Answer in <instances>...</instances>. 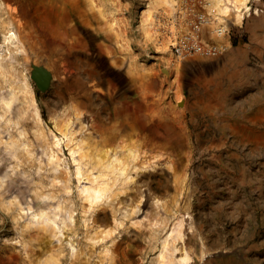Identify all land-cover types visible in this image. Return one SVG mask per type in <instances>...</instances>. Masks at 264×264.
Returning a JSON list of instances; mask_svg holds the SVG:
<instances>
[{"label":"rangeland","instance_id":"1","mask_svg":"<svg viewBox=\"0 0 264 264\" xmlns=\"http://www.w3.org/2000/svg\"><path fill=\"white\" fill-rule=\"evenodd\" d=\"M147 1L0 0V264H264V0L221 39L205 0Z\"/></svg>","mask_w":264,"mask_h":264},{"label":"bare ground","instance_id":"2","mask_svg":"<svg viewBox=\"0 0 264 264\" xmlns=\"http://www.w3.org/2000/svg\"><path fill=\"white\" fill-rule=\"evenodd\" d=\"M158 0H148L146 9L148 10L157 2ZM172 1V0H171ZM206 1V12L205 15H201L202 20L206 19L211 24V28L214 33L218 36V38H222L223 33L225 31V17L233 18L234 22L237 24H240L249 14L250 6L249 2L250 0H205ZM201 19V18H200ZM207 22V21H205ZM203 23V21H202ZM208 23V22H207ZM209 26V24H208ZM13 28V27H12ZM11 28V29H12ZM8 29V33L10 35H13V30ZM228 45V42L225 41L223 45ZM221 46V44H220ZM18 85V84H17ZM23 89V91H26L28 88L27 83L23 82L18 85ZM15 97V91H13L10 95L6 96V98L0 99V118L2 121H5V124L8 125V119H6L7 114L11 111V104L13 102V99ZM74 109L78 110V107L72 104ZM33 114H37L36 107L34 106ZM69 114L65 115L64 117H61L58 119V125L64 127L67 121ZM11 141V140H10ZM8 141V142H10ZM49 144L51 146L55 145L52 138L49 140ZM11 144V143H10ZM17 144V143H16ZM115 145H124L125 147H128L130 149H140L142 148V145H140L137 140H123L115 142L111 145L107 143L102 144H92L90 147L92 153L97 156L98 159L102 157H106L108 154V147L115 146ZM54 147V146H53ZM155 152V151H154ZM154 154V153H152ZM62 175V174H61ZM66 176H70V173L66 170ZM36 194L38 195L40 191L37 188ZM51 192V191H49ZM41 193V192H40ZM43 199V197H41ZM60 207V206H59ZM51 208V207H39L36 212L34 213V218L38 222L37 224H40L42 227L51 229V233L53 234V237L61 238L63 235V230L65 229L66 222L59 221V212L60 208ZM61 220V219H60ZM72 221V220H71ZM51 243V242H50ZM49 243V244H50ZM44 244V243H43ZM46 245V244H45ZM48 246V245H47ZM191 250L187 249L184 253L181 254L182 257H185L186 255L190 254ZM109 264H122L118 259H114L113 257L110 258Z\"/></svg>","mask_w":264,"mask_h":264},{"label":"water","instance_id":"3","mask_svg":"<svg viewBox=\"0 0 264 264\" xmlns=\"http://www.w3.org/2000/svg\"><path fill=\"white\" fill-rule=\"evenodd\" d=\"M30 76L41 91H46L51 84L52 72L43 64L30 63Z\"/></svg>","mask_w":264,"mask_h":264},{"label":"flooded vegetation","instance_id":"4","mask_svg":"<svg viewBox=\"0 0 264 264\" xmlns=\"http://www.w3.org/2000/svg\"><path fill=\"white\" fill-rule=\"evenodd\" d=\"M76 172V170H74V173ZM77 175H73V179H76ZM93 202L89 204V201H85L86 205H87V210L89 213L91 214H96L98 212H100L101 210H103V206L102 204L107 205L108 201L105 202L104 200H102V198H97V199H92ZM123 226H118V230H122ZM117 233V232H115Z\"/></svg>","mask_w":264,"mask_h":264}]
</instances>
